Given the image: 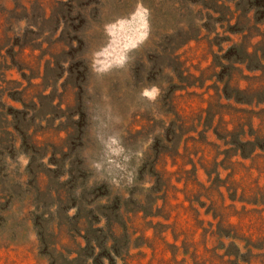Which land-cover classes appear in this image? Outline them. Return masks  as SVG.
I'll use <instances>...</instances> for the list:
<instances>
[{
    "label": "rangeland",
    "instance_id": "obj_1",
    "mask_svg": "<svg viewBox=\"0 0 264 264\" xmlns=\"http://www.w3.org/2000/svg\"><path fill=\"white\" fill-rule=\"evenodd\" d=\"M251 32L264 0H0V264H264V147L228 133L264 102L216 96Z\"/></svg>",
    "mask_w": 264,
    "mask_h": 264
},
{
    "label": "trees",
    "instance_id": "obj_2",
    "mask_svg": "<svg viewBox=\"0 0 264 264\" xmlns=\"http://www.w3.org/2000/svg\"><path fill=\"white\" fill-rule=\"evenodd\" d=\"M248 11V9H247ZM245 18H246V13ZM243 14V15H244ZM247 24L250 25V28L248 30H253L254 28L258 26H252L251 23H249V19H247ZM255 34L251 32L247 36H245L244 40L239 41L237 43H234L232 45V54L234 56V52H236L235 58L234 57H228L229 61V74L226 80H220V83L216 87V96L218 100V93L219 97L224 96V98L229 99H235L237 102L243 103V104H251L255 102L256 104H260L264 102V88H256L253 89L251 87H245L241 88L239 85L234 84V78H233V72L235 70H238L239 67L237 64H245L247 61L250 62V65L248 64L247 67H251V63L255 61V59H258L261 61L264 59V51L262 54V57H260L258 50L250 51V47L252 46L251 41L252 37ZM263 50H264V44H263ZM243 55L244 58H237V56ZM246 57V58H245ZM228 133L232 136L231 140L234 141V143L237 145V152H240L242 156L247 157L252 155L258 148L263 149V144H260V141L262 140L264 142V134H258L256 132V136L254 139H246V134L243 131V126L238 128L237 130H230ZM251 134V133H250ZM254 135V134H253ZM253 137V136H252Z\"/></svg>",
    "mask_w": 264,
    "mask_h": 264
}]
</instances>
